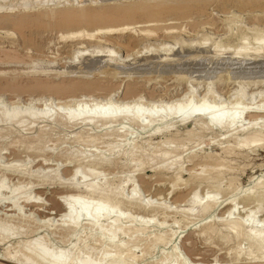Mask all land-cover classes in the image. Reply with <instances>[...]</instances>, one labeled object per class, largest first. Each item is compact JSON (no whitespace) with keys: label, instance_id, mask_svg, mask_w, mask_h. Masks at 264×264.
Segmentation results:
<instances>
[{"label":"rangeland","instance_id":"1","mask_svg":"<svg viewBox=\"0 0 264 264\" xmlns=\"http://www.w3.org/2000/svg\"><path fill=\"white\" fill-rule=\"evenodd\" d=\"M140 3H184L188 10L149 20L118 15ZM78 12L85 22L63 20ZM1 15L0 230L8 232H0V257L15 250L23 257L31 247L76 263L99 257L97 264H264V141L246 146L255 133L264 139V51L243 49L257 48L264 37V0H0ZM107 15L112 20H103ZM203 38L197 59L184 66L191 45ZM217 43L226 49L212 58ZM74 83L88 88L63 94L53 88ZM183 103L226 112L236 104L230 115L251 112L228 129L194 128L199 115L175 117ZM121 110L139 112V123L92 118L122 116ZM14 111L43 117L4 119ZM152 114L158 121L150 125ZM71 196L72 209L63 199ZM105 198L113 201L110 211L94 230ZM88 202L92 214H84ZM76 210L78 223L69 227ZM112 227L120 231L104 238Z\"/></svg>","mask_w":264,"mask_h":264},{"label":"bare ground","instance_id":"2","mask_svg":"<svg viewBox=\"0 0 264 264\" xmlns=\"http://www.w3.org/2000/svg\"><path fill=\"white\" fill-rule=\"evenodd\" d=\"M163 1H165V0H163ZM167 1H169V0H167ZM241 1V0H240ZM243 1V0H242ZM148 2V1H147ZM162 2V1H161ZM239 2V1H238ZM143 3V2H142ZM145 3V2H144ZM149 3V2H148ZM254 3V2H253ZM48 4V3H47ZM147 4V3H146ZM249 4V3H248ZM247 5V4H246ZM122 9V8H121ZM204 9V8H203ZM187 10H188V8L184 5V3L183 4H176V5H174L173 7H165V6H163L162 4H159V5H157V6H148V5H143V4H141L140 3V5H138V7L137 8H135V9H132V10H120L118 13V15H120V16H122V17H129V18H131V19H133V18H135V17H143V18H146V19H153V18H163L164 16H171V15H177V16H180V15H183V13H186L187 12ZM72 11V10H71ZM70 11V12H71ZM77 11V10H76ZM79 11H81V10H79ZM72 12H74V10L72 11ZM85 12V11H84ZM83 12V13H84ZM53 13V12H52ZM79 13V12H78ZM45 14V13H44ZM66 14V13H65ZM61 15V14H60ZM236 16V15H235ZM11 17V16H10ZM10 17H8V18H10ZM13 17H16V16H13ZM234 17V16H233ZM0 18H4V16H0ZM46 18V17H45ZM112 18H113V16L112 15H107V16H104V18H103V20H105V21H110V20H112ZM27 20V19H26ZM44 20V19H43ZM63 20H68L70 23H76V22H85L86 21V18H85V16L82 14V13H79V15H78V17H71V16H64L63 17ZM156 20V19H155ZM154 20V21H155ZM160 20V19H159ZM159 20H157V21H159ZM151 21V20H150ZM67 23V22H66ZM13 25L15 26V27H18V28H21L22 27V22L20 21V20H17V21H14L13 22ZM155 28V27H154ZM104 29H106V28H104ZM107 29H109V28H107ZM103 30V29H102ZM126 30V29H125ZM131 30V29H130ZM113 32H115V30H108V33L109 34H111V33H113ZM122 32H124V31H122ZM233 32V31H232ZM107 33V35H109ZM163 33V32H162ZM230 33V32H229ZM82 35V34H81ZM101 35H104V34H101ZM106 35V34H105ZM229 35V34H228ZM228 35H226V36H228ZM69 36V35H68ZM225 36V35H224ZM65 38H67V36H65ZM105 38V37H104ZM213 38V37H212ZM62 39H64V37L62 38ZM200 39V38H199ZM214 39V38H213ZM227 39V38H226ZM261 41L260 42H258L257 44H256V46H257V48H255V46H254V48H253V45L252 44H247L246 45V47L244 46H242L243 47V49H244V52L245 53H250V52H253V54H254V52H260V51H264V37H262L261 36V38H259ZM65 40V39H64ZM198 40V39H197ZM203 40H205V41H207L208 39H205V38H203L201 41H196V43L195 44H193V45H191V48H189V50H190V52H189V50H188V52H187V57L185 58L184 57V63H183V65L184 66H186L188 63L190 64V63H192L193 61H195L197 58H196V55H197V53L199 52V51H197L198 50V48L200 47V46H202L204 43H205V41L203 42ZM219 40H220V38H219ZM214 41V40H213ZM249 41V40H248ZM194 43V42H193ZM208 43V42H207ZM213 43H216V40H215V42H213ZM247 43V42H246ZM181 44V43H180ZM191 44V43H190ZM249 45H252V46H249ZM214 46V47H213ZM226 46V45H225ZM223 44H218L217 43V46H216V44L214 45H212V47L213 48H215V53H214V55H213V57L212 58H214V56L215 57H219V55H220V53H219V51L218 50H220V49H222V48H225L226 49V47H225ZM251 47V48H250ZM201 49H205V48H200L199 50H200V52H202L203 50H201ZM228 49V48H227ZM242 49V48H241ZM211 50V49H210ZM224 50V49H223ZM186 51V50H185ZM207 51H209L208 49L207 50H205V52L207 53ZM213 51V50H212ZM221 51V50H220ZM227 51V50H226ZM182 52V51H181ZM184 52V51H183ZM197 52V53H196ZM223 52V51H222ZM262 53V52H261ZM200 54V53H199ZM203 54V53H202ZM223 54H225V52L223 53ZM232 54V53H231ZM230 53H229V55H231ZM177 55H179V53L177 54ZM201 55V54H200ZM200 55H198V56H200ZM226 55H227V53H226ZM228 55V56H229ZM264 55V54H263ZM202 56V55H201ZM200 56V57H201ZM204 56V55H203ZM232 56H233V54H232ZM259 56H260V54H259ZM150 57V56H149ZM174 57V56H173ZM176 57H178V56H176ZM206 57V56H205ZM204 57V58H205ZM220 57H222V56H220ZM231 57V56H230ZM229 57V58H230ZM234 57H235V55H234ZM130 58V57H129ZM154 58H156V57H154ZM203 58V59H204ZM208 58V57H207ZM211 58V57H210ZM228 58V57H227ZM233 58V57H232ZM160 59V58H159ZM162 59H164V58H162ZM173 59V58H172ZM178 59V58H177ZM183 59V58H182ZM199 59V58H198ZM7 60V59H6ZM86 60V59H85ZM152 60V59H151ZM154 60V59H153ZM223 60V59H222ZM231 60V59H230ZM146 61V60H145ZM164 61V60H163ZM163 61H161V62H163ZM203 61V60H202ZM87 62V61H86ZM98 62V61H97ZM160 62V63H161ZM204 62V61H203ZM228 62H229V60H228ZM235 62V61H234ZM238 62V61H237ZM167 63V62H166ZM178 63H179V61H178ZM212 63V62H211ZM245 63V62H244ZM170 64V63H169ZM205 64V63H204ZM208 64H209V62H208ZM220 64V63H219ZM228 64V63H227ZM238 64V63H237ZM150 65V64H149ZM162 65V64H161ZM165 65V64H164ZM178 65V64H177ZM195 65V64H194ZM205 65H207V64H205ZM225 65V64H224ZM232 65H233V63H232ZM231 65V66H232ZM235 65V64H234ZM146 66V65H145ZM152 66V65H151ZM170 66V65H169ZM174 67H175V65H173ZM181 66H182V63H181ZM179 67V68H183V67ZM208 66V65H207ZM220 66V65H219ZM218 66V67H219ZM227 66V65H226ZM239 66V65H238ZM257 66V65H256ZM96 67V66H95ZM198 67V66H197ZM214 67V66H213ZM224 67V66H223ZM228 67V66H227ZM236 67V66H235ZM249 67V66H248ZM132 68V67H131ZM141 68V67H140ZM147 68H148V66H147ZM178 68V69H179ZM186 68V67H185ZM207 68V67H206ZM211 68V67H210ZM217 68V67H216ZM229 68V67H228ZM252 68V67H251ZM255 68V67H254ZM258 68V67H257ZM261 68H262V66H261ZM261 68H259V69H261ZM120 69V68H119ZM139 69V68H138ZM154 69V68H153ZM190 69V68H189ZM192 69V68H191ZM199 69V68H198ZM209 69V68H208ZM231 69V68H230ZM244 69V68H243ZM246 69V68H245ZM253 69V68H252ZM83 70V69H82ZM81 70V71H82ZM100 70V69H99ZM125 70V69H124ZM132 70V69H131ZM133 70H134V68H133ZM148 70H150V69H148ZM155 70V69H154ZM153 70V71H154ZM162 70H164V69H162ZM167 70V69H166ZM172 70V69H171ZM177 70V69H176ZM175 70V71H176ZM185 70H187V69H185ZM235 70V69H234ZM15 71V70H14ZM74 71H75V69H74ZM74 71L72 70V72L74 73ZM77 71V70H76ZM80 71V72H81ZM135 71V70H134ZM138 71V70H137ZM183 71H184V69H183ZM203 71V70H202ZM222 71V70H221ZM224 71V73L226 72L227 73V71L226 70H223ZM248 71V70H247ZM122 72V71H121ZM131 72H133V71H131ZM139 72L141 73V71L139 70ZM138 72V73H139ZM145 72V71H144ZM155 72V71H154ZM154 72H152L151 71V73H153V74H155ZM161 72V71H160ZM165 72H167V71H165ZM164 72V73H165ZM169 72V71H168ZM206 72V71H205ZM219 72V71H218ZM234 72V71H233ZM232 72V73H233ZM254 72V71H253ZM128 73V72H127ZM148 73V72H147ZM163 73V74H164ZM172 73V72H171ZM174 73V72H173ZM176 73V72H175ZM175 73H174V75H175ZM183 73V72H182ZM185 73V72H184ZM231 73V72H230ZM251 73V72H250ZM255 73V72H254ZM253 73V74H254ZM82 74V73H81ZM125 74V73H124ZM136 74V73H135ZM145 74V73H144ZM169 74V73H168ZM167 74V75H168ZM176 74H178V73H176ZM181 74V73H180ZM186 74V73H185ZM216 74H217V72H216ZM222 74H223V72H222ZM133 75V74H132ZM147 75V74H146ZM145 75V76H146ZM181 75H184V74H181ZM190 75V74H189ZM220 75H221V73H220ZM230 75V74H229ZM247 75V74H246ZM129 76V75H128ZM138 76V75H137ZM140 76V75H139ZM138 76V77H139ZM142 76V75H141ZM161 76V75H160ZM232 76H234V75H232ZM237 76V75H236ZM247 76H249V74L247 75ZM253 76V75H252ZM259 76V75H258ZM130 77H132V76H130ZM186 78H187V76H185ZM189 77V76H188ZM204 77V76H203ZM218 77V76H217ZM228 77V76H227ZM244 77V76H243ZM255 77V76H254ZM159 78V77H158ZM180 78H181V76H180ZM233 77H231V79H232ZM236 78H238V77H236ZM240 78V77H239ZM250 78V77H249ZM178 79V78H177ZM185 79V78H184ZM202 79V78H201ZM221 79V78H220ZM229 79V78H228ZM255 79H258V77L257 78H255ZM255 79H252L253 81L255 80ZM261 79V78H260ZM260 79H258V82L259 83H261L262 82V80H261V82L259 81ZM263 79V78H262ZM187 80H188V78H187ZM200 80V79H199ZM235 80V79H234ZM237 80V79H236ZM240 80H242V79H240ZM244 80V79H243ZM246 81H247V78L245 79ZM188 81H190V79L188 80ZM251 81V80H250ZM252 81V82H253ZM257 81V80H256ZM241 82V81H240ZM255 82V81H254ZM253 82V83H254ZM263 82H264V80H263ZM15 83V82H14ZM191 83H193V82H191ZM242 84L243 83H245V82H241ZM249 83V82H248ZM12 84V83H11ZM75 84V85H74ZM74 84H71V85H69V86H60V87H58V86H54L53 88L55 89V91L56 92H58V93H61V94H63V93H69V92H76V91H78V90H83V89H85V88H88V86H87V84L85 85V84H83V83H74ZM245 84H247V83H245ZM255 84H257V83H255ZM6 85H7V83H6ZM191 87V86H190ZM211 87V86H210ZM8 89H11V88H13L12 86H8L7 87ZM35 88H38V86L37 87H35ZM52 88V87H51ZM51 88H49V89H51ZM89 88H91V87H89ZM37 90V89H36ZM190 90V89H189ZM189 90H188V92H189ZM6 91V90H5ZM50 91V90H49ZM193 91H194V89H193ZM208 91H210V92H212L211 90H208ZM196 92V91H195ZM242 92V91H241ZM198 93V92H197ZM188 94V93H187ZM235 94V93H234ZM243 94V93H242ZM245 94V93H244ZM244 94L243 95H238V94H236V95H238V96H236V97H238L237 99V103H238V101L239 100H243V98L245 97L244 96ZM190 95L192 96L193 95V93L191 92L190 93ZM189 95V96H190ZM206 95H209L208 93L206 94ZM210 95H211V93H210ZM185 96V95H184ZM231 96V95H230ZM254 96V95H253ZM206 98H207V96H205ZM210 97V96H209ZM190 98V97H189ZM188 98V99H189ZM205 98V99H206ZM229 98V97H228ZM236 99V98H235ZM234 99V100H235ZM178 101V100H177ZM182 101V100H181ZM187 101V100H186ZM202 101V100H201ZM107 102V101H106ZM144 102V101H143ZM184 102V101H183ZM204 102V101H203ZM236 102V101H235ZM186 103V102H185ZM187 103H188V101H187ZM127 104V103H126ZM125 104V105H126ZM135 104V103H134ZM202 104V103H201ZM31 105V104H30ZM104 105V104H103ZM183 105V106H182ZM233 105H234V103H233ZM128 106V105H127ZM147 106V105H146ZM120 107V106H119ZM179 107V106H178ZM238 106L235 104L234 105V107L233 108H231V109H234V108H237ZM257 107V106H256ZM134 108V107H133ZM171 108V107H170ZM254 108V107H253ZM253 108H252V110H253ZM132 109V108H131ZM178 109V108H177ZM176 109V110H177ZM193 109V108H192ZM191 108H190V104H181V107L179 108V110L177 111V112H175V110H174V112H175V117L177 116V117H179V116H182V117H184L185 116V121L186 120H188L189 118H190V120H191V118L194 116L195 117V115L197 114V115H199V120H195V127L194 128H197V127H199V125L200 124H202V126L203 125H210V124H212V123H218L222 128H231V125L233 126V124H235L238 120H241V118L246 114V111L249 113V112H251V111H249V110H245L244 111V109L243 110H241V111H238L239 113H235L233 110V112L236 114V115H234V113L232 114V115H230L231 113V109H230V112H229V114H228V112H226V111H224L223 109H221V110H214L213 108L212 109H210V107H206L205 105H201V106H199L197 109H193L192 110ZM229 109V108H228ZM247 109H250L249 108V106L247 107ZM260 109V108H259ZM262 109V108H261ZM29 110V109H28ZM37 110V109H36ZM167 110V109H166ZM222 110H223V113H222ZM234 110H236V109H234ZM257 110V109H256ZM262 110H264V109H262ZM12 111V110H11ZM45 111V110H44ZM128 111V110H127ZM144 111V110H143ZM161 111V110H160ZM163 111V110H162ZM255 111V110H254ZM261 111V110H260ZM27 112V111H26ZM29 112V111H28ZM33 112V111H32ZM107 112V111H106ZM159 112V111H158ZM173 112V111H172ZM173 112V113H174ZM224 112H226L227 114H225ZM4 113V112H3ZM161 113V112H160ZM164 113V112H163ZM173 113H169L168 112V114L170 115H172ZM12 115H10V114H4V119H6V120H8V121H11V122H13V121H17V123H19L18 122V120H21L22 118H24L25 116L27 117H29L30 118V120H32L33 119V121H35V120H39L41 117H43L42 116V114H39V113H37L36 111L34 112V113H29V114H23L22 112L20 113V111L19 112H16V111H14V113H11ZM121 114H122V116L121 115H109V114H107V113H104V114H101L100 116H95V117H92L94 120H97V121H99L100 123H102V124H104V125H106V124H108V123H111V122H115L116 120H120V119H118V118H121V119H124V120H127L128 121V123H129V120H131L130 122H132V123H139L138 121L140 120V113L138 112V113H134V114H129V113H127V112H125L124 111V113H122V110H121ZM165 114V113H164ZM166 114H167V112H166ZM166 114H165V118L167 117H169V115H167L166 116ZM48 115V114H47ZM158 116L160 117V116H163V114L162 115H159L158 114ZM174 116V115H173ZM248 116H250L251 117V114L250 115H248ZM25 117V118H26ZM27 117V118H28ZM77 116H73L72 118H70V121L71 120H75V118H76ZM28 118V119H29ZM164 118V117H163ZM158 118L156 117V115L154 114H152L151 115V117L149 118V120H148V122H150V125L152 124V123H154L156 120H157ZM179 119H180V117H179ZM196 119V118H195ZM161 120V119H160ZM165 120V119H164ZM167 120V119H166ZM21 121H23V120H21ZM158 121V120H157ZM184 121V122H185ZM192 121V120H191ZM160 122V121H159ZM20 123H22V122H20ZM24 123V122H23ZM158 123V122H157ZM11 124V123H10ZM255 124V123H254ZM215 125V124H214ZM148 126V125H147ZM189 127V126H188ZM168 128H169V126H168ZM247 128V127H246ZM213 129V128H212ZM165 130H167V129H165ZM248 130V129H247ZM240 131H242V130H240ZM208 132V131H207ZM159 133V132H158ZM191 133V132H190ZM193 134H194V131H193ZM264 138V137H263ZM238 141V140H237ZM264 141V139H262V138H260V133H255L248 141H246V146H257L259 143H261V142H263ZM245 142V141H244ZM171 143V142H170ZM242 142H240V144H241ZM244 144V143H243ZM256 144V145H255ZM135 145V144H134ZM238 146H241V145H238ZM243 146V145H242ZM259 146V145H258ZM261 147V146H260ZM263 147V146H262ZM139 148V147H138ZM161 148V147H160ZM236 148V147H235ZM238 148V147H237ZM236 148V149H237ZM168 149V148H167ZM232 149V148H231ZM250 150V149H249ZM257 149H255V151H256ZM229 151V150H228ZM227 151V152H228ZM234 151V150H233ZM242 151V150H241ZM253 151V150H252ZM251 151V152H252ZM229 153V152H228ZM163 154H165V153H163ZM234 155L233 153H230V155ZM251 155H253V154H251ZM39 156H41V155H39ZM228 156V155H227ZM235 156V155H234ZM239 156V155H238ZM240 156H241V154H240ZM233 157V156H232ZM237 157V156H236ZM243 157V156H242ZM230 159V158H229ZM40 162V161H39ZM226 162H227V160H226ZM230 163V162H229ZM223 164V163H222ZM226 164V163H225ZM224 164V165H225ZM218 165V164H217ZM222 166V165H221ZM206 168V167H205ZM223 168H226V166L225 167H223ZM180 181V180H179ZM260 187V186H259ZM259 187H255V189L257 188V189H259ZM254 191V190H253ZM3 193V192H6L5 190H4V186L2 185V186H0V193ZM66 192H68V191H66ZM258 191L256 190L255 191V193H257ZM64 194H66V193H64ZM258 194H259V192L257 193V194H255V195H257L258 196ZM264 194V193H263ZM67 196V195H66ZM74 196V195H73ZM73 196H71V197H67V198H63V199H65V201L64 202H66L68 205H67V207H69V205H70V209H72L71 207H75V205H76V202H74L75 200H74V197ZM116 196V195H115ZM252 196H253V194H252ZM26 197V196H25ZM64 197V196H63ZM111 197H113V196H111ZM255 197V196H254ZM8 198V197H7ZM256 198V197H255ZM258 198V197H257ZM0 199H1V197H0ZM27 199V198H26ZM26 199H24V200H26ZM81 199V198H80ZM106 199V198H105ZM23 200V201H24ZM29 200V199H28ZM59 200H61V199H59ZM74 200V201H73ZM91 200V199H90ZM107 200V199H106ZM7 201V200H6ZM27 201V200H26ZM77 201V200H76ZM101 201H103V200H101ZM118 201V200H117ZM140 201V200H139ZM39 202V201H38ZM111 202H113L111 199H108L107 201H105V203L103 204V206H101V208H99L97 211V213H96V215H95V221L94 222H92V223H94V224H92L91 226H92V229H96L97 228V226H100L99 228H101V226H102V224H100L101 223V221H102V218H104L106 215H107V213L110 211V207H111ZM136 202V201H135ZM34 203V202H33ZM63 204V203H62ZM66 205V204H65ZM14 206V205H13ZM15 206H16V204H15ZM18 206V205H17ZM64 206V205H63ZM65 207V206H64ZM113 207V206H112ZM140 207V206H139ZM15 208V207H14ZM68 208V209H69ZM76 208V207H75ZM75 208H73V209H75ZM82 208H84L86 211H85V213L84 214H89V213H93L92 211H94L92 208H93V205H92V202H88V203H85V205H84V207L82 206ZM20 209V208H19ZM18 209V210H19ZM69 209V210H70ZM81 209V208H80ZM79 209V210H80ZM95 209V208H94ZM38 210V209H37ZM40 210V209H39ZM6 211H8V210H6ZM58 211V210H57ZM72 211V210H71ZM70 211V212H71ZM77 211V210H76ZM76 211H75V214L76 215H74L71 219H70V221L67 223L68 224V226L69 227H72V226H74L76 223H74L75 221H77V220H79L78 219V217H79V215H80V213H79V211H77V213H76ZM54 212V211H53ZM66 212H67V209H66ZM83 212V211H82ZM69 213V212H68ZM72 213V212H71ZM40 214H42V215H44V216H47V214L48 213H40ZM64 214V213H63ZM83 214V213H82ZM95 214V213H94ZM49 215V214H48ZM65 215V214H64ZM64 215H61V216H64ZM68 215V214H67ZM67 215L66 216H64V218L65 217H67ZM72 215V214H71ZM70 215V216H71ZM4 216V215H3ZM10 217H12V216H9V218ZM13 217H15V216H13ZM12 217V218H13ZM91 217H93V216H91ZM118 217V216H117ZM8 218V217H7ZM48 218V217H47ZM51 218V217H50ZM16 219V218H15ZM63 219V218H62ZM69 219V218H68ZM106 219V218H105ZM5 220H7V219H5ZM12 220V219H11ZM26 221V220H25ZM50 221V220H49ZM55 221V220H54ZM61 221V220H60ZM67 222V221H66ZM65 222V223H66ZM29 223V222H28ZM77 223H78V221H77ZM80 223V222H79ZM66 224V225H67ZM74 224V225H73ZM89 224V223H88ZM91 224V223H90ZM99 224V225H98ZM107 225V224H106ZM77 226V225H76ZM75 226V227H76ZM108 226V225H107ZM75 227H73V228H75ZM117 227V226H116ZM116 227H115V229L113 230V229H111L110 231H105V232H103L102 233V236L104 237V238H109V237H113L115 234H116V232L117 231H120V230H118V229H116ZM120 227V226H119ZM72 228V230H74ZM118 228V227H117ZM238 228L240 229V226H238ZM90 230H91V228H89ZM88 229V230H89ZM107 229V228H106ZM109 229H110V227H109ZM122 229V228H121ZM238 229V230H239ZM69 230H70V228H69ZM76 230V229H75ZM86 230V229H85ZM98 230V229H97ZM96 230V231H97ZM101 232L104 230V228H103V230L102 229H99ZM98 230V231H99ZM131 230V229H130ZM206 230V229H205ZM1 231H7L8 232V229H4V230H0V232ZM92 231V230H91ZM127 231V233H128V230H126ZM208 231V230H207ZM110 232V233H109ZM240 232V231H239ZM89 233V232H88ZM91 233V232H90ZM131 233V232H130ZM129 233V234H130ZM3 234V236H7L6 234L7 233H2ZM9 234V233H8ZM92 234V233H91ZM90 234V235H91ZM82 235V234H81ZM88 235V234H87ZM1 236V235H0ZM85 236V235H84ZM84 236H82L83 237V239L85 238V239H88V237H84ZM89 236V235H88ZM155 236V235H154ZM8 237V236H7ZM81 238V237H80ZM79 238V239H80ZM91 238V237H90ZM133 238V237H132ZM156 238V237H155ZM97 240H99V238H96ZM160 239H162V238H160ZM159 239V240H160ZM105 240V239H104ZM108 240V239H107ZM159 240L157 241V242H159ZM86 241V240H85ZM88 241V240H87ZM99 241H102V239L101 240H99ZM98 241V242H99ZM109 241V240H108ZM161 242L162 241H164V240H160ZM81 242H84V241H82L81 239H80V243ZM104 242V241H103ZM165 242V241H164ZM41 243V242H40ZM79 243V242H78ZM86 243V242H85ZM102 243V242H101ZM103 244V243H102ZM104 244H105V242H104ZM108 245V244H107ZM32 246V245H31ZM101 246H103L104 247V245H101ZM33 247V246H32ZM36 247V246H35ZM132 248V247H131ZM16 249V248H15ZM14 249V250H15ZM23 249V248H22ZM29 250H30V252L28 251H26V253H24V256L22 257H18L17 256V252H15V251H8V252H4L5 254H3L2 255V257H0V264H97V263H99V257L96 259V261H89V260H86V261H83L82 263L80 262H78V263H76V261L74 262L73 260H71V258L72 257H66V255H65V257L63 256V258L61 259V257H59L58 256V258H60L59 260H58V258L56 257V259L57 260H53L52 259V256H51V254H50V256L49 255H47L48 253L47 252H45V254L43 253H41L40 251V254L36 251L37 250V248H31V247H29L28 248ZM25 250V249H24ZM258 250V249H257ZM22 251V250H21ZM43 251V250H42ZM64 251V250H63ZM102 251V250H101ZM22 252H24V251H22ZM47 253V254H46ZM64 253V252H63ZM61 254V255H64V254H66V253H64V254ZM177 253V252H176ZM175 253V254H176ZM92 254V253H91ZM70 255H73V254H70ZM68 256V255H67ZM99 256V255H98ZM49 257H51V259H49ZM264 257V256H263ZM77 258V257H76ZM45 259H46V261H47V259L48 260H50L49 262H46L45 261ZM78 259V258H77ZM101 259V258H100ZM71 260V261H70ZM102 260V259H101ZM101 263V262H100ZM169 263V262H168ZM158 264H160V263H158ZM176 264V263H175Z\"/></svg>","mask_w":264,"mask_h":264}]
</instances>
